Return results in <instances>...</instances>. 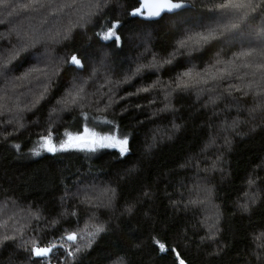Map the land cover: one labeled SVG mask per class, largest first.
<instances>
[{
    "label": "trees",
    "instance_id": "16d2710c",
    "mask_svg": "<svg viewBox=\"0 0 264 264\" xmlns=\"http://www.w3.org/2000/svg\"><path fill=\"white\" fill-rule=\"evenodd\" d=\"M182 1L0 4V264H264V0Z\"/></svg>",
    "mask_w": 264,
    "mask_h": 264
},
{
    "label": "snow or ice",
    "instance_id": "6c2138e0",
    "mask_svg": "<svg viewBox=\"0 0 264 264\" xmlns=\"http://www.w3.org/2000/svg\"><path fill=\"white\" fill-rule=\"evenodd\" d=\"M5 2V0H0V4H3ZM30 2L32 3H37L39 2V0H30ZM243 3H244V0H225V4L222 5V7H236V8H239L241 6H243ZM181 5L180 4H174V3H171V0H167V2H164V3H161V4H148V3H145L143 5V8L144 9H149V8H156L157 10L156 11H149L148 14L149 15H159V11L160 10H163V9H168V10H171L173 8H178L180 7ZM141 12V9H137V13ZM137 13H134V14H137ZM115 35L114 32L112 31H109L105 38H111ZM72 62L79 65L80 64V61L75 57L73 56L72 57ZM188 75V74H186ZM79 139V138H78ZM119 145L121 146V150L122 151H126V147H124V145H126L127 141H120L118 142ZM50 151H55V148H49ZM68 239H75L74 236H69ZM161 247V250H163L164 248V245H160ZM49 251V249H37V255H44L46 254L47 252ZM181 264H183V261H181Z\"/></svg>",
    "mask_w": 264,
    "mask_h": 264
},
{
    "label": "water",
    "instance_id": "95a60500",
    "mask_svg": "<svg viewBox=\"0 0 264 264\" xmlns=\"http://www.w3.org/2000/svg\"><path fill=\"white\" fill-rule=\"evenodd\" d=\"M164 2H167V0H141V4L134 8L131 12V16L132 17H136V16H139V15H143V17L147 18V19H156L158 17H160L161 15H163L164 13H175V12H178L182 9H185L187 7H189L191 4L189 2H186V1H182V0H171V3H174V4H180L181 6L178 7V8H173L171 10H168V9H163V10H160L159 11V15H149L148 12L149 11H156L157 9L156 8H149V9H144L143 8V5L145 3H148V4H161V3H164ZM137 9H141V12L137 13ZM134 13H137V14H134ZM91 141H94L95 140V137H91L89 138ZM62 245H59V244H53V245H50V246H44V247H36L35 248V256L38 257V258H47L49 257L53 250L58 248V247H61ZM37 249H49V251L44 254V255H37Z\"/></svg>",
    "mask_w": 264,
    "mask_h": 264
},
{
    "label": "rangeland",
    "instance_id": "374dc122",
    "mask_svg": "<svg viewBox=\"0 0 264 264\" xmlns=\"http://www.w3.org/2000/svg\"><path fill=\"white\" fill-rule=\"evenodd\" d=\"M93 136H95V134L91 132L89 129H86L84 132H82L79 135H70L61 146L73 145L81 150H92L94 146L95 149L99 150V149H105L110 144L108 140H100L99 138H96L94 141H91L92 139L90 140L89 138ZM52 144L53 143H49V141L47 140L45 141V145L49 148H53L54 145ZM71 241H73V239H71ZM66 246L62 250H65V248H67ZM67 251L69 252V250Z\"/></svg>",
    "mask_w": 264,
    "mask_h": 264
},
{
    "label": "built area",
    "instance_id": "2783aa9c",
    "mask_svg": "<svg viewBox=\"0 0 264 264\" xmlns=\"http://www.w3.org/2000/svg\"><path fill=\"white\" fill-rule=\"evenodd\" d=\"M56 249H57V248H56ZM54 250H55V249H54ZM54 250H53V251H54Z\"/></svg>",
    "mask_w": 264,
    "mask_h": 264
}]
</instances>
